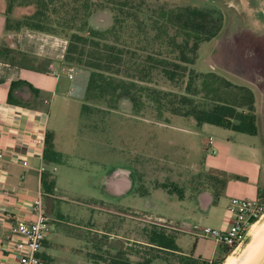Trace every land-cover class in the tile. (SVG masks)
I'll return each mask as SVG.
<instances>
[{
	"label": "rangeland",
	"instance_id": "obj_1",
	"mask_svg": "<svg viewBox=\"0 0 264 264\" xmlns=\"http://www.w3.org/2000/svg\"><path fill=\"white\" fill-rule=\"evenodd\" d=\"M24 1H17L13 21H22L38 10ZM113 1L125 5L121 15L125 22L118 28L122 39L138 35L137 25L152 37L153 10L197 7L219 11L223 30L200 46L192 69L250 88L256 97L258 135L200 126L191 118L167 112L160 116L146 100L136 112L130 102L108 97L93 95L85 101L68 98V102L57 99L51 109L50 131L60 162L48 165L50 170L56 169L57 183L54 197L44 199L49 216L48 244L42 250L48 257L46 264H93L90 257L100 254L101 248L104 251L126 238L134 241H126L134 263L153 257L150 264L221 259L225 247L194 234L205 228L220 229L217 221L224 205L234 198L253 199L257 187L262 190L258 200L264 204V180L259 182L257 177L264 169V0ZM248 3L258 7H246ZM117 15L114 7L98 8L90 19V29H112ZM72 34L64 32L56 37L68 44ZM154 77L152 86L156 89L183 92L184 86H174L161 74ZM211 137L215 155L206 147ZM215 169L226 173L224 186ZM124 171L129 174L119 175L113 185L109 175ZM209 199L216 202L210 211L206 209ZM155 228L176 237L180 252L187 258L146 246ZM256 248L259 250L251 258ZM231 255L236 264L260 261L264 255V218L225 262Z\"/></svg>",
	"mask_w": 264,
	"mask_h": 264
},
{
	"label": "trees",
	"instance_id": "obj_2",
	"mask_svg": "<svg viewBox=\"0 0 264 264\" xmlns=\"http://www.w3.org/2000/svg\"><path fill=\"white\" fill-rule=\"evenodd\" d=\"M6 1L7 32H19L23 28L61 36L64 32H73L68 39L64 65L92 72L86 100L95 95L128 101L136 112L142 110L146 100L155 106L160 116L167 112L191 118L200 126L207 124L249 136L258 135L254 92L215 73L200 74L192 69L200 46L217 38L223 30V16L219 11L197 7L153 10L150 16L152 37L137 25L136 30L141 31L138 35L122 39L118 28L125 22L121 18L125 10L123 3L115 4L113 0H25L38 10L22 21H13L11 14L18 0ZM102 7H114L118 11L115 26L103 32L90 29L92 14ZM136 37L138 43L134 45ZM156 73L174 86H184L183 92L156 89L152 86ZM44 161L46 165L60 162L51 131L46 135ZM213 172L222 177L219 180L224 186L228 180L226 173ZM42 188L46 194L54 195L56 179L52 172L43 173ZM154 230L146 246L153 251L180 252L176 237ZM127 244L120 240L104 251L101 248L100 254L91 256L90 261L93 264H150L155 259L132 262ZM232 251L234 248H222L223 258H218L216 264H224ZM189 264L199 262L190 261Z\"/></svg>",
	"mask_w": 264,
	"mask_h": 264
},
{
	"label": "crops",
	"instance_id": "obj_3",
	"mask_svg": "<svg viewBox=\"0 0 264 264\" xmlns=\"http://www.w3.org/2000/svg\"><path fill=\"white\" fill-rule=\"evenodd\" d=\"M6 12L7 1L0 0V151L3 153L0 159V264H18L17 256L5 239L16 219L31 218L34 199L40 194L43 195V202L46 197H54L44 192L42 176L45 171L55 175L56 169L50 170L46 165L45 146L40 147L35 141H46L47 132L50 131L51 109L57 99L68 102L71 78L66 74L68 68L64 65L67 42L57 35L28 28L7 32ZM121 174L129 173L124 171L109 175L113 185ZM257 177L259 182H263V168ZM239 180L244 178L240 177ZM229 188L230 184L227 185ZM261 193V187L255 188L253 199L258 200ZM212 203L216 204L209 199L207 210H211ZM229 204L224 205L222 218L217 221L220 228ZM116 215L119 220L121 215ZM125 240L134 242L131 238ZM47 244L48 238L45 246ZM176 254L187 258L182 252ZM41 256L44 260L48 258L43 252Z\"/></svg>",
	"mask_w": 264,
	"mask_h": 264
},
{
	"label": "built area",
	"instance_id": "obj_4",
	"mask_svg": "<svg viewBox=\"0 0 264 264\" xmlns=\"http://www.w3.org/2000/svg\"><path fill=\"white\" fill-rule=\"evenodd\" d=\"M35 143L40 147L45 146L44 139H37ZM206 147L207 150H212V154H216L212 137L206 142ZM2 158L3 153L0 151V159ZM31 213L29 219L15 220L12 231L5 241L17 256L18 264H46L41 252L47 241L49 220L44 210L42 194L32 202ZM263 216L264 204L259 200L234 198L226 210L220 229L205 228L194 235L198 238L212 239L217 245L234 248L236 251ZM199 264H216V260H200Z\"/></svg>",
	"mask_w": 264,
	"mask_h": 264
},
{
	"label": "water",
	"instance_id": "obj_5",
	"mask_svg": "<svg viewBox=\"0 0 264 264\" xmlns=\"http://www.w3.org/2000/svg\"><path fill=\"white\" fill-rule=\"evenodd\" d=\"M65 72L71 78L68 96L78 101H85L89 91L92 72L79 67L68 68ZM257 264H264V255Z\"/></svg>",
	"mask_w": 264,
	"mask_h": 264
},
{
	"label": "bare ground",
	"instance_id": "obj_6",
	"mask_svg": "<svg viewBox=\"0 0 264 264\" xmlns=\"http://www.w3.org/2000/svg\"><path fill=\"white\" fill-rule=\"evenodd\" d=\"M263 218H264V216L262 217V219H263ZM262 219H261V220H262ZM261 220H260L258 223L255 224V226H254L253 229L251 230V233H250V234H252V233L258 228V225H259V223L261 222ZM258 233H259V232H258ZM258 233L256 234L255 237H257ZM258 250H259V249L256 248V250H254V252H252L251 258H253V257L256 255V253H257ZM224 264H236V260H235L234 257L231 255V256L226 260V262H225Z\"/></svg>",
	"mask_w": 264,
	"mask_h": 264
},
{
	"label": "flooded vegetation",
	"instance_id": "obj_7",
	"mask_svg": "<svg viewBox=\"0 0 264 264\" xmlns=\"http://www.w3.org/2000/svg\"><path fill=\"white\" fill-rule=\"evenodd\" d=\"M246 7H258L257 4L254 3H248L246 4Z\"/></svg>",
	"mask_w": 264,
	"mask_h": 264
}]
</instances>
